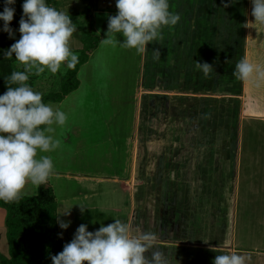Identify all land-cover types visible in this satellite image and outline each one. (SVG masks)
I'll use <instances>...</instances> for the list:
<instances>
[{
  "label": "crops",
  "instance_id": "obj_1",
  "mask_svg": "<svg viewBox=\"0 0 264 264\" xmlns=\"http://www.w3.org/2000/svg\"><path fill=\"white\" fill-rule=\"evenodd\" d=\"M170 1V10L180 15L178 24L165 27L163 41L148 45L147 51L141 54L142 66L135 83L134 99L129 101L127 97L124 101L131 108L112 111L113 117L116 114L115 132L103 139L110 144L106 150L108 164L117 161L121 172L113 171L106 178L129 196L127 222L131 224V234L139 236L145 231H155L156 244L169 256L171 264H212L214 257L220 254L213 249L250 255L249 264H264V247L249 250L238 247L234 240L243 125L248 121L264 122V82L259 87L249 81L235 82L237 92L242 91V95L234 97L233 101L241 120L234 130L237 136L231 146L230 121L218 120L219 115L215 113L219 104L207 109L215 113L214 121L209 122L203 117L194 121L192 118V125L187 123L180 136L175 133V126L172 130L171 126L166 128L169 121L166 119L162 123L159 119L167 115L157 111L164 105V109L170 112L178 101L217 103L211 95L198 96L193 92L201 87V77L204 79L201 76L199 82L193 77V58L198 53L201 55L199 49L204 51L205 43L220 40L233 43L235 49L238 47L237 61L246 58L253 65L264 68V24L254 21L251 16L250 0L246 13H241L235 5L221 10L218 0H205L207 5L203 8L196 4V0ZM83 2L58 0V5L53 7L69 14L76 25L80 23L79 27L84 22L85 30L86 18L81 15L86 9ZM93 2L96 4L92 16L95 13L107 17L116 15L110 13L116 10L115 0ZM80 15L84 17L83 21ZM107 23L105 18L101 24L104 30ZM80 31L77 29L73 34L71 44L75 39L81 41L80 34L83 36L84 31ZM241 43L248 45L243 49ZM153 48L161 50L158 61L153 60ZM218 66L214 70L219 74L222 66ZM215 85L214 82L212 86L215 88ZM89 91L95 93L99 89L96 84H91ZM125 118L127 120L123 121ZM213 126L218 130L215 131ZM107 131L105 129V135ZM261 166L256 163L251 169L256 171ZM134 169H137L135 174ZM154 170L159 173L153 174ZM76 175L80 177L75 180L82 182L100 178L87 173ZM133 177L137 178L138 185L130 189ZM2 215L0 211V219Z\"/></svg>",
  "mask_w": 264,
  "mask_h": 264
},
{
  "label": "rangeland",
  "instance_id": "obj_2",
  "mask_svg": "<svg viewBox=\"0 0 264 264\" xmlns=\"http://www.w3.org/2000/svg\"><path fill=\"white\" fill-rule=\"evenodd\" d=\"M83 1L84 7L90 9L89 13L92 16L96 3H92V0ZM195 2L201 8L207 5L205 0H196ZM218 3L222 6L221 10L235 5V8L240 9L241 13L242 11L246 13L249 0H218ZM110 13L116 14L117 9L111 10ZM81 15H85L86 18L85 13ZM84 17L80 19L83 21ZM92 17L95 20L96 29L94 28V30L97 35H100V42L94 50L90 51L86 63L79 68L77 75L80 82L79 88L61 102L50 103L54 108H62L68 115L67 123L63 127H57L54 133L55 138L60 141L58 149L46 154L52 157L55 165L54 175L50 177L48 183L55 196L56 224L59 233L63 234L61 237L63 246L71 241L80 224H87L88 230L94 231L100 227L101 223L107 225L114 222V219L127 222L130 212L128 194L106 178V175H111L113 171H120V168L117 161L115 164L109 161L108 164L106 150L110 147V144L107 145L103 137H108L109 134L115 132L113 126L116 125L114 118L116 114L113 117L112 111L119 108L122 110L131 108L124 101L127 100V97H129V101L134 99V93H136L134 91L135 83L138 80L139 68L142 66L141 54H137L134 49L123 48L119 44H104L102 40L106 38L107 28L104 30L101 24L108 17L99 13H95ZM77 25V29L81 30L80 32L84 31L83 36L80 34L79 39H81V42H85V46H88L91 37L85 34L86 26L84 30V22L80 27V23H77ZM101 34H103V38ZM18 39L17 35L10 38L7 34L0 41V72L7 69L8 66L10 72H6V74L22 70L14 57L11 59L4 57V52L7 50H5V47H10L13 44L12 40L16 41ZM123 39V36H117L119 42L122 43ZM72 42L71 48L79 56L80 52L78 50L82 49L81 42L76 39ZM241 44L243 49L248 45V43ZM76 47L78 48L74 49ZM197 47L200 48L201 46L198 45ZM203 50L199 49L200 54L203 56L200 55V57L198 53L193 58L192 67L193 74H195L193 77L199 81V78L204 76L202 71L196 69L195 61L212 65V71L208 77L204 76V79L201 77V87L198 91L193 90V92L198 96L211 95V98H216L217 103L178 101L179 104L177 103L175 108L170 109V112L165 110L166 108L164 109L163 105L157 111H161V115L165 114L169 119L164 116L159 120L165 123L167 119L169 123L166 128L171 126L172 130L175 126V133L180 136L187 123L192 125V118L195 121L197 118L203 117L210 122L214 121L213 117L215 113H218V120L230 121L228 134L230 136L229 145L231 146L235 136H237V131L234 130L239 126V119L241 118L233 102L234 97L242 95V91L239 93L234 87L235 82L239 79L232 74L238 57V47L235 49L233 43L220 40L205 43ZM234 56H237L235 60ZM5 59L6 61H4ZM1 61H4V63H1ZM218 65L222 66V71L219 74L214 70L217 67L219 68ZM60 78L61 74L52 75L46 71L40 76H30L28 83L35 91L42 92L45 95L59 90L57 85ZM214 82L216 84L215 88L212 86ZM91 84H96L99 91L95 93L89 91ZM107 88L109 89L106 90ZM246 91L248 92V90ZM255 96H257L256 93ZM218 97L219 99H217ZM216 104H219V106L215 113L212 110L207 111ZM193 113L194 117H191ZM116 119L121 122L119 117ZM126 120L127 118L123 121ZM174 123L175 125H173ZM243 127L242 151L240 153L241 165L239 164L238 168L240 179L237 195L239 200L236 203L238 216L234 225V240L238 247L242 246L250 250L256 246L264 247V122L248 121L244 123ZM212 128L215 131L218 130L216 126ZM105 129L108 130L106 135ZM213 129L211 130L213 131ZM110 157L109 154V159ZM256 163H260L262 166L261 169L255 171L251 167ZM136 170L134 169V174L137 173ZM76 173H87L100 178H95L90 182L76 181L80 177ZM158 173L159 170L153 171V174ZM137 185L138 180L133 177L130 189L135 188ZM35 191V187H29V194L25 196H32ZM79 205H85L89 209H85L81 213ZM69 210V215H63ZM58 221H71V223L65 230L59 227ZM0 225L3 229L2 222ZM3 242L4 240L0 239V245H3Z\"/></svg>",
  "mask_w": 264,
  "mask_h": 264
},
{
  "label": "clouds",
  "instance_id": "obj_3",
  "mask_svg": "<svg viewBox=\"0 0 264 264\" xmlns=\"http://www.w3.org/2000/svg\"><path fill=\"white\" fill-rule=\"evenodd\" d=\"M251 16L264 24V0H250ZM0 31L15 37L10 22L16 11V0H3ZM19 20L20 38L5 52L14 57L22 70L13 71L7 78V90L0 94V201L19 202L28 195L29 187L40 188L54 175L55 165L47 153L58 149L57 127H63L68 115L60 107L43 101V93L28 83L30 76L46 71L64 74L78 63L71 48L77 25L65 11L50 6L47 0H23ZM116 15L108 16L104 44H119L144 54L148 45L163 41V29L176 26L180 15L170 10V0H115ZM123 36V42L117 36ZM161 57L160 48H153V60ZM196 69L208 77L212 65L195 61ZM233 76L259 87L264 82V68L246 58L236 62ZM81 213L89 209L79 205ZM70 210L63 215H69ZM67 229L71 221H58ZM62 233L58 236L62 237ZM157 233L145 231L131 234L130 222L114 219L94 231L80 224L63 250L52 255V264H171L169 256L156 244ZM212 264H249L250 255L215 250ZM151 253V255H147Z\"/></svg>",
  "mask_w": 264,
  "mask_h": 264
},
{
  "label": "trees",
  "instance_id": "obj_4",
  "mask_svg": "<svg viewBox=\"0 0 264 264\" xmlns=\"http://www.w3.org/2000/svg\"><path fill=\"white\" fill-rule=\"evenodd\" d=\"M23 0H16V11L10 22V27L15 35L20 38L19 20L22 15ZM52 6L58 5V0H47ZM3 0H0V11H3ZM88 8L86 14L85 34L91 37L88 46L81 42L82 49L78 50V63L72 70H67L61 75L58 82V91L43 95L45 103H58L74 92L79 85L77 78L79 68L86 63L88 54L94 50L100 42L92 26ZM3 22L0 21V27ZM7 33L0 31V41ZM15 43V40H12ZM1 44V42H0ZM9 46L5 47V50ZM6 61V59L4 60ZM1 61V63H4ZM10 67L0 72V93L7 90V78L10 76ZM56 89V88H55ZM0 211L3 229L0 227V239H3V247L0 245V264H52L51 256L63 250L61 237L58 236L56 224V203L52 188L47 182L36 188L32 196H24L19 202L5 203L0 201ZM4 250V251H2Z\"/></svg>",
  "mask_w": 264,
  "mask_h": 264
}]
</instances>
